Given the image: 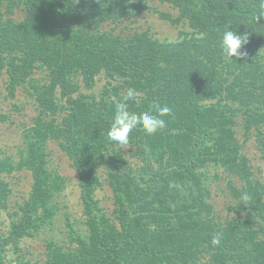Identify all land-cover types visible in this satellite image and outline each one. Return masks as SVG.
Listing matches in <instances>:
<instances>
[{"label": "trees", "instance_id": "16d2710c", "mask_svg": "<svg viewBox=\"0 0 264 264\" xmlns=\"http://www.w3.org/2000/svg\"><path fill=\"white\" fill-rule=\"evenodd\" d=\"M152 2L177 12H159ZM15 9L23 19L4 18ZM145 12H156L175 26L184 22L191 31H180L182 39L170 42L159 41L150 29L129 30ZM226 26L249 35L246 60L223 55ZM0 75L7 77L8 97L16 98L20 86L37 110L24 128L19 160L0 157V264H43L24 258L18 247L23 237L52 222V200L66 185L50 167L51 141L60 144L78 173L87 232L70 236L75 251L46 241L44 264H264V223L254 229L257 217L248 220L237 209L239 217L216 222L209 173L200 170L224 166L246 181L242 193L230 181L234 195L252 193L249 200L255 201L235 116L237 109L244 110L245 127H257L264 153V10L259 0H0ZM101 79L107 80L102 94H88ZM129 88L139 93L129 101L132 111L159 103L174 113L155 135L139 127L131 133L144 162L139 178L127 161L115 165L108 157L110 149L115 151L107 138L115 103ZM7 119L0 114V123ZM148 147L168 154L169 167L161 163L154 169ZM100 166L109 169L106 181L116 203L111 216L96 198ZM20 171L31 174L32 188L12 207L14 186L7 176ZM262 204L255 213L264 221ZM3 212L10 218L7 231ZM217 232L223 233L222 243L213 247ZM9 249L18 253L10 262Z\"/></svg>", "mask_w": 264, "mask_h": 264}, {"label": "rangeland", "instance_id": "374dc122", "mask_svg": "<svg viewBox=\"0 0 264 264\" xmlns=\"http://www.w3.org/2000/svg\"><path fill=\"white\" fill-rule=\"evenodd\" d=\"M151 5L159 12H171L174 15L177 10H173L170 7L163 5L159 2H152ZM5 11V10H3ZM24 13L15 9L13 14H7L5 19H23ZM136 22L131 26V29L136 31H142L150 29L152 35L159 41L168 40L170 42H177L182 39L180 31H191L188 25L184 22L178 26L172 25L169 21L160 18L156 12H145L136 18ZM43 76L37 74L36 76ZM6 76L0 75V114L5 113L8 115V119L0 123V157L3 156L14 158L19 160L20 148H23L24 143V128L29 123L32 124V116L37 114L36 104L31 100L30 95L24 91L20 86L16 90V98L8 97L9 89L6 85ZM107 80L101 79L98 81L96 87L92 92L88 94L101 95L105 89ZM124 93V92H123ZM235 116L236 125V138L239 142L240 153L243 156L248 157L251 164L252 175L249 182L253 187V195L255 201L251 200L243 201L240 196L234 195L230 189V181L235 182L239 187V193H242L243 186L246 181L242 180L237 175H231L226 168L222 165L212 164L209 167H203L200 169L203 173H209L212 190V200L210 201L214 206L212 214L215 215L216 222L223 223L232 218L239 217L240 214L243 218L252 220V217H257L255 220L254 229L261 230V226L264 223L255 211L261 209L264 203V153L258 148V130L257 127L246 128L244 110L239 108L236 110ZM264 130V125H263ZM131 139V138H130ZM136 140V138H135ZM114 150L109 151L110 160L116 162L115 165L121 164L127 161L134 170L135 177L139 178L142 175V166L144 164L141 156L137 153V147L133 140L126 147H121L113 142ZM150 151V159L154 164V169L161 163L165 165L166 169L169 162L172 160L168 154L161 155V152L154 153L148 147ZM2 151V152H1ZM47 151L50 153V167L56 170L65 179L66 185L59 194H56L52 200V205H55L54 211L56 213L52 222L43 225L40 232H33L32 234L23 237L19 241V251L24 258H29L33 262L43 263L48 259V248L46 241L52 240L60 247H64L66 251H75L77 244L71 243L70 236L73 238L79 234L86 235L87 223L86 216L84 214V206L81 200V188L79 185V176L77 171L71 166L70 158L61 150V146L58 142L51 141L47 146ZM168 163V164H167ZM167 164V166H166ZM164 169H161L164 170ZM98 174L101 178V187L96 191V198L98 199L99 206L104 214L111 216L113 210L116 208L114 200V193L112 188L107 183L106 179L108 170L104 166L98 167ZM206 174V175H207ZM14 186V196L12 197L11 206L14 207L16 202H23L28 197V194L32 188V177L29 172L20 171L15 172L12 175L7 176ZM142 184V183H140ZM143 185V184H142ZM258 192L262 198L260 199ZM252 193L247 194L249 197ZM259 206V207H256ZM234 209H237L236 212ZM252 215V217H250ZM9 217L6 212L2 214V229L8 230ZM74 232L75 234H72ZM74 235V236H73ZM71 237V238H72ZM262 237V236H261ZM18 253H15L12 249L8 251L7 260H15Z\"/></svg>", "mask_w": 264, "mask_h": 264}, {"label": "clouds", "instance_id": "9594fccd", "mask_svg": "<svg viewBox=\"0 0 264 264\" xmlns=\"http://www.w3.org/2000/svg\"><path fill=\"white\" fill-rule=\"evenodd\" d=\"M259 7L264 10V0H259ZM259 19L260 17H257L258 21ZM230 29L229 26L225 27L220 41L223 55L228 59L236 57L239 60H246L248 53L243 49L249 42V35L247 33L241 35L238 31ZM138 95L139 93L135 88H129L123 99L115 103V115L108 129L107 138L121 147L129 145L130 135L134 129L139 127L149 136L155 135L167 127L165 118L174 114L170 106L159 103L151 105L148 111H132L129 101H134ZM241 198L245 202L249 200L247 194L242 195ZM222 237V232L214 233L211 238V245L213 247L220 246Z\"/></svg>", "mask_w": 264, "mask_h": 264}]
</instances>
